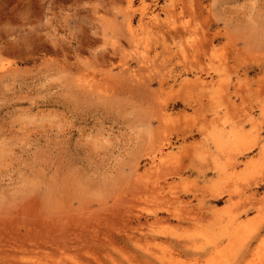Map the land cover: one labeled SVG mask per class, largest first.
Returning a JSON list of instances; mask_svg holds the SVG:
<instances>
[{"label":"rangeland","instance_id":"374dc122","mask_svg":"<svg viewBox=\"0 0 264 264\" xmlns=\"http://www.w3.org/2000/svg\"><path fill=\"white\" fill-rule=\"evenodd\" d=\"M132 1L0 0V264H264V0Z\"/></svg>","mask_w":264,"mask_h":264},{"label":"bare ground","instance_id":"6f19581e","mask_svg":"<svg viewBox=\"0 0 264 264\" xmlns=\"http://www.w3.org/2000/svg\"><path fill=\"white\" fill-rule=\"evenodd\" d=\"M128 3H130V6H132L133 5V1L132 0H129V2ZM129 6V7H130ZM135 7V6H134ZM130 9H131V7H130ZM132 11V10H131ZM130 12V11H129ZM131 27V26H130ZM15 256V255H14Z\"/></svg>","mask_w":264,"mask_h":264}]
</instances>
